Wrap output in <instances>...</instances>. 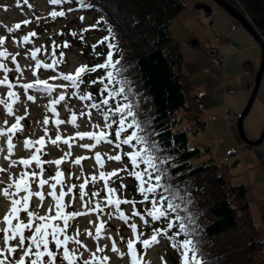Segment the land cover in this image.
I'll list each match as a JSON object with an SVG mask.
<instances>
[{"label": "rangeland", "instance_id": "374dc122", "mask_svg": "<svg viewBox=\"0 0 264 264\" xmlns=\"http://www.w3.org/2000/svg\"><path fill=\"white\" fill-rule=\"evenodd\" d=\"M185 6L181 8L170 19L168 28L174 41H177L182 54L183 70L187 86L196 89L199 92L201 104L202 124L194 131V125L190 126V120H182L180 123L188 132V143L193 145V141L200 143L201 146L208 145V150H204V155L197 156L193 161L203 160L211 157L217 163H223L226 172L229 171V179L231 182H242L247 187L249 196V212L255 224L260 226L259 236L264 237V136L262 140L256 144L243 145L242 138L237 128V118H225L222 109L227 107L232 114L241 113L245 103L251 93L254 83L255 71L258 67V58L260 57V47L257 46L256 40L249 31L226 12L220 5L212 0H204L210 4L209 11L204 10L201 5H195L197 0H183ZM233 4H237L236 0H228ZM201 2V0H200ZM199 3V2H197ZM65 11L64 17L53 18L49 15L51 11ZM207 12V13H206ZM83 17V20L80 19ZM37 18L39 20L37 21ZM31 20L28 25L22 22ZM98 19L102 22L98 27L96 25ZM105 19L95 7L88 10L84 8H76L65 4L64 7H55L49 3V0H0V37H5V43L0 45V50L6 48L11 54L15 55L16 61L9 58L5 62L12 71L7 73L9 81L14 84L12 91L17 92L19 100L13 104V113H8L5 105H0V126L5 129L15 122L16 116H24L22 121L23 131L14 136V150L11 154L7 153L6 143L0 141V168L4 169L1 173L2 183H0V192L7 186L11 180L26 169L24 166L10 163L11 159L29 158L34 148H25V139L37 140L41 136H45L46 144L42 149L41 159L44 161H54L64 156L66 152H70L71 156L61 165L44 164L43 177L52 183L50 178L57 171H62L66 184L80 185L85 179L89 180V185L85 189L89 196L93 192H100L97 197L84 199L87 207L91 208L97 201L101 203L102 212H87V214L74 218L70 221V227L67 229L68 234H76L79 230L78 239L86 246L84 250V258H88L89 251H95L97 242L93 237L86 235L91 230L93 236L95 227L103 220L105 222V230L102 233L99 246H105V252L110 257L109 264H130V258L127 254L121 256L120 253L111 251L112 239L117 242V247L121 252L126 253V239L133 238L134 233L130 228L131 223H136L137 231L141 233L142 238L150 237L152 229L158 228L160 221L153 220L147 213L151 210L150 206H146L147 202L143 200V195L138 191L139 181L129 175L130 170L124 165L127 158L125 154H121L124 150L130 148L129 145L117 147V141L108 143L102 141L94 149H84L81 144L95 143L89 137L81 140L76 137L69 148L62 141L57 146L50 143V138H54L57 134H61L63 138L74 137L76 132H99L105 121L102 115L96 109L88 107L92 102H85L79 97L71 94L66 95L65 101L56 105L57 113H52L49 105L52 98L56 97L52 92L46 93L42 88H33L25 91L22 87L24 83H33L35 79H47L50 84L59 85L60 70H70L69 74H73L77 70L79 63L86 64L92 59L100 56V50L103 45L99 44L106 28ZM16 23H21V28L13 32H9V28H14ZM104 23V24H103ZM89 29L88 31H83ZM35 31L37 36L31 37L30 43H24L22 37L28 33ZM76 32L73 36L71 33ZM105 35V34H104ZM83 37L81 40L80 37ZM214 37L215 47L206 48L204 45L206 39ZM196 39V41H193ZM192 40V42H191ZM19 41V42H18ZM67 42L69 47H63ZM55 44V55L61 63L54 69H45L43 67L36 69L35 63L40 61L46 53H52ZM92 45H96L93 49ZM102 45V46H101ZM41 48V52L33 59L30 55L35 48ZM217 48L222 61L215 62L214 49ZM211 49V51H210ZM61 52L63 56H61ZM99 53V55L97 54ZM98 55V56H96ZM47 59V58H45ZM244 61L248 62V67L244 65ZM48 63V61H46ZM46 62H41L46 63ZM50 63V62H49ZM19 64L21 71H17L15 65ZM203 66H208L207 70ZM3 70H0V79L4 78ZM57 76L58 79H51ZM186 84V83H185ZM63 91V88H54L53 91ZM189 89V88H188ZM9 89L7 85H0V98H5L12 103L13 98H8L6 93ZM187 93V90H186ZM27 95H33L35 99L28 101ZM90 112L89 116H81L80 113ZM181 111V110H180ZM75 113L77 121L71 123V115ZM45 118L49 119V124L44 125ZM61 119L65 123L59 126L55 125V120ZM7 121V124H5ZM243 129L249 138L257 137L264 127V69L262 71L255 97L248 111L242 119ZM99 126V127H95ZM182 127V126H181ZM47 129V132L45 131ZM109 135H110V128ZM109 138V137H108ZM193 138V139H192ZM6 139V138H4ZM2 140V139H0ZM109 140H111L109 138ZM99 152L104 162L103 168L97 164L95 153ZM121 155V161L108 160V156ZM10 156V158L8 157ZM8 157V158H6ZM76 157H87L81 161L80 165H76L74 160ZM33 165L27 170H35ZM118 175L120 179L109 177L108 184L105 186L104 181L99 179V172H111L113 170H121ZM139 170V169H138ZM137 171V170H136ZM96 175V182L91 181V176ZM123 184L126 187H121ZM107 187L116 189L113 194L114 198L135 200V204H122L119 212H123L128 216V221L120 219L115 211H111L114 206H106L105 197L108 195ZM38 185H32V191H38ZM49 185H45L42 191L45 193L43 202L39 198L33 197L29 210L35 209L38 215L49 214V208L53 209L54 214L55 201L49 197ZM67 191V189H64ZM60 187H57V192ZM24 193H21L23 195ZM73 196L75 203L70 205L66 211L86 212L82 207L80 196L75 192L65 197V203H68ZM42 203V206H40ZM10 207L6 198L0 195V218H2ZM139 212L140 216L135 213ZM147 217H150L149 220ZM21 219H26V214L21 213ZM144 218L149 223H144ZM137 220V222H135ZM62 223V222H60ZM143 223V224H142ZM2 226V225H0ZM28 233L26 232V235ZM123 237L124 239H121ZM159 242L152 245L148 249H142L141 245H137L142 251L145 264H160L162 261L174 264L176 257L171 252L174 251L168 245V239L165 235L158 237ZM170 243V242H169ZM70 247L75 245L70 244ZM53 250L54 246H53ZM264 252V244L262 247ZM176 254V252H174Z\"/></svg>", "mask_w": 264, "mask_h": 264}, {"label": "snow or ice", "instance_id": "6c2138e0", "mask_svg": "<svg viewBox=\"0 0 264 264\" xmlns=\"http://www.w3.org/2000/svg\"><path fill=\"white\" fill-rule=\"evenodd\" d=\"M27 0H25V3ZM66 0H49L51 5H61L65 3ZM81 8H89L91 5L86 3L85 0H80ZM49 15L53 18L64 17L66 15L65 11H51ZM83 20V17H80ZM39 18H37V21ZM32 21L25 19L22 23L24 25L30 24ZM102 20L98 19L96 25L91 27L95 28L101 24ZM107 22H105L106 24ZM21 28V23H16L14 28H9V32H14ZM89 29H84L83 31H88ZM107 35H105L99 44H106L109 51L105 54V62L96 64L94 66L82 65L77 68L74 74H63L60 76L64 81H70L71 85L75 89H80L84 84V77L95 73L98 69H114L115 71H107L106 76L99 77L97 80H90V84H96L100 82L103 87L99 90V95L103 97L96 102L93 95L90 92L81 93L79 91L71 92L72 96H78L80 100L92 101L88 107L91 109H96L102 115V119L105 124L100 128L99 132H76L74 137L63 138L61 134H57L54 138H50V143L53 146H57L59 142H63L68 145L69 148L72 147V143L76 137L83 140L85 137H89L95 141V143L81 144L80 146L84 149H94L102 141L109 140V133L107 129L112 128L115 124L118 127L114 129L115 137L123 138L117 145L119 147L122 145H129L133 151H129L125 155L130 159L133 166L139 167L140 163L147 165V168L143 170L132 171L129 175L134 176L138 181V191L143 195L144 201H150L151 210L147 213L153 220L160 221L162 218H167L170 212H176L175 222H169L167 228H156L152 229V234L150 237L142 238L140 232L137 231V224L131 223L130 228L134 233L133 238L126 239V253L121 252L117 247V242L112 239L111 251L114 253H120L121 256L127 254L130 258V264H145L142 251L138 249L137 245H141L142 249H148L152 245L159 242L158 237L160 235H168L167 229H177L170 237L171 246L177 249L181 258V264H213L205 258V253L202 248V243L199 239L198 232L194 228H189L185 223L184 217H182L177 210L181 207L180 204L176 203L177 199L184 200V196L177 189L172 188L168 183H162L166 179L167 172L165 169L159 167L156 161L159 159L154 153L159 151L158 145L155 141L151 140V136L154 135L153 132L147 131L149 125L147 122H141L137 119V114L133 111L135 105L129 101V96L131 94L130 87L127 82L118 77L122 74V69L118 68L117 65L120 61L114 60L113 49L119 51L118 44L115 43L116 36L111 28V26L106 27ZM76 36V32L71 33ZM37 36L35 31L28 33L22 37L24 43H30L31 37ZM5 37H0V45L5 43ZM82 40L83 37L81 36ZM19 42V41H18ZM55 44L53 45L52 55L55 57ZM63 47H69V44L65 42ZM95 49L96 45H92ZM41 48L37 47L31 51L30 55L33 59L37 57V54L41 52ZM19 53L13 55L6 48L0 50V70H3L4 78L0 79V85H7L9 89L6 93L8 98H13L12 103H9L7 99L0 98V105H5L8 113H13V104L19 100L17 92L12 91L14 84L9 81L7 73L12 71L9 66L3 62L8 60L16 61V57ZM61 56L63 53L61 52ZM61 63L60 59L53 58L50 63H41L39 60L35 63V68L39 69L41 67L45 69H54L58 64ZM16 70L21 71L19 64L15 65ZM51 79H58L57 76L51 77ZM111 85V87H110ZM25 91L33 88H42L44 92L50 93L54 88H64L66 85H53L48 82L47 79H35L33 83H24L22 85ZM128 88V92H126ZM106 94V95H105ZM122 98L118 100L117 98ZM26 99L28 101H33L35 97L33 95H27ZM65 94H59L58 98L51 100L50 109L52 113H57L56 105H59L62 101H65ZM111 101H115L114 105H110ZM81 116H89L90 112L82 111ZM131 118V119H129ZM25 119L24 116H16L15 122H13L10 127L4 128L0 126V139H4L6 143L7 153L11 154L14 150V136L23 131L22 121ZM77 121V116L75 113L71 115V123L75 124ZM44 125L49 124V119L45 118L43 121ZM65 121L61 119L55 120V125L59 126L64 124ZM7 124V121H5ZM99 127V126H95ZM130 130V131H129ZM47 132V129H45ZM46 144L45 136L39 137L37 140L33 141L30 138L25 139V148H34L33 154L29 158H20L18 161L16 159H11L10 163L12 165H22L26 169L22 171L18 178L14 177L6 187L3 188L0 195L7 199L10 207L7 213L0 218V264H109L110 257L106 254L101 255L105 252V246H99V241L102 237V233L105 230V222L101 220L98 226L95 227V234L91 230L86 232V235L93 237L94 241L97 242V248L95 251H89L88 258H84L83 252L87 250L86 246L78 239L79 230L76 234H68L67 229L70 227V221L76 217L87 214V212H102L101 203L97 201L91 208L87 207V202L85 197H97L100 192H93L90 194L85 191L89 185V180L85 179L80 185L66 184L63 179V172L57 171L54 176L50 179L54 182L49 183L48 179L43 177L44 164H56L61 165L66 159L71 156L70 152H66L64 156L58 158L54 161H44L41 159L42 149ZM139 146V147H138ZM3 149H0L2 151ZM8 158V157H6ZM87 159V157H76L74 163L80 165L81 161ZM108 160L111 161H121L122 156L117 154L114 156H108ZM95 160L101 168L104 166V162L101 158L99 152L95 153ZM33 162L36 165L35 170H27L32 165ZM164 161L161 160L160 163ZM4 169L0 168V172ZM121 170H113L111 172L100 171L99 179L104 181L105 186L108 184L109 177H115L120 179L118 172ZM91 181L94 183L97 180L96 175L91 176ZM2 183V181H0ZM38 185L40 190L33 192L32 185ZM45 185H49V192L47 195L54 199L55 210L54 214H51L53 209L49 208V214L38 215L34 210H29L30 201L33 197H37L41 202L45 199V193L42 191ZM60 187V191L57 192V187ZM121 187H126L121 184ZM67 189L65 191L64 189ZM75 192L80 196L82 207L86 209V212L81 211H66V209L75 203V197L65 203V197L73 194ZM115 188L107 187L108 195L105 197L106 206H114L111 211H115L119 215L120 219L128 221L129 217L124 215L123 212H119V208L122 204H135V200L114 198ZM21 193H24L21 195ZM151 194V197L150 195ZM42 206V203L41 205ZM21 213L26 214V219H21ZM136 216H140L139 212L135 213ZM192 219V217H188ZM62 222V223H60ZM145 224L149 222L144 221ZM26 232L28 233L26 235ZM183 236L182 239L180 237ZM121 239H124L121 237ZM75 245L70 247L69 245ZM53 246L54 249L53 250Z\"/></svg>", "mask_w": 264, "mask_h": 264}, {"label": "trees", "instance_id": "16d2710c", "mask_svg": "<svg viewBox=\"0 0 264 264\" xmlns=\"http://www.w3.org/2000/svg\"><path fill=\"white\" fill-rule=\"evenodd\" d=\"M238 1L264 37V0ZM85 2L99 10L107 22L106 27L111 26L116 36L114 42L118 44L119 51H112L114 60L120 61L117 67L122 69L118 79L123 78L130 87L129 101L135 105L133 111L137 119L147 122V131L154 133L151 140L159 148L154 153L159 158L156 163L167 172L162 183L170 184L184 196V200L175 201L181 205L177 212L184 217L189 228L197 230L205 258L213 264H264V237L259 236L260 226L254 223L249 212L247 187L242 182H231L229 171L226 172L221 162L210 159L192 161L202 156L204 149L196 144L190 145L187 129L180 126L182 120H190V126L203 125L199 92L187 86L181 50L168 28L170 19L185 6V2ZM66 3L80 7V0H66L55 7H64ZM104 34H108L106 28L101 35L104 37ZM102 45L101 63L105 62V54L109 51L106 44ZM244 65L249 66L247 61ZM109 70L115 71L98 69L92 74L104 77ZM89 81V75L88 79L86 75L80 89H88L99 102V90L103 84H90ZM110 105H113L112 101ZM161 160L164 162L160 163ZM176 215V212H170L165 219L175 222ZM176 230L167 229L169 237ZM169 237L168 245L173 248ZM171 254L176 257L175 264H180L178 250L174 249Z\"/></svg>", "mask_w": 264, "mask_h": 264}, {"label": "water", "instance_id": "95a60500", "mask_svg": "<svg viewBox=\"0 0 264 264\" xmlns=\"http://www.w3.org/2000/svg\"><path fill=\"white\" fill-rule=\"evenodd\" d=\"M213 1L216 2L218 5H220L224 10H226L234 18H236L249 31V33L252 35V37H254V39L258 42L260 46V60L258 63V67L255 71V77H254V83L252 86V90L245 103L244 108L242 109L241 113L237 117V128L240 133V137L247 143L256 144L262 140L264 136V128L260 131L257 137L249 138L243 129L242 119H243L244 114L250 108V105L255 97L258 84H259V80H260L262 71L264 69V38L260 34L256 26L252 23L248 15L244 11H242L236 4H233L229 2L228 0H213ZM196 4L203 6L205 9H208L210 6L206 2H199V3L196 2L195 5ZM193 41H196V39H193Z\"/></svg>", "mask_w": 264, "mask_h": 264}, {"label": "built area", "instance_id": "2783aa9c", "mask_svg": "<svg viewBox=\"0 0 264 264\" xmlns=\"http://www.w3.org/2000/svg\"><path fill=\"white\" fill-rule=\"evenodd\" d=\"M213 58H214V60H216V61L219 60V56H218V55H214Z\"/></svg>", "mask_w": 264, "mask_h": 264}, {"label": "bare ground", "instance_id": "6f19581e", "mask_svg": "<svg viewBox=\"0 0 264 264\" xmlns=\"http://www.w3.org/2000/svg\"><path fill=\"white\" fill-rule=\"evenodd\" d=\"M219 56V62H221L222 61V58H221V56L220 55H218ZM214 61V60H213Z\"/></svg>", "mask_w": 264, "mask_h": 264}]
</instances>
